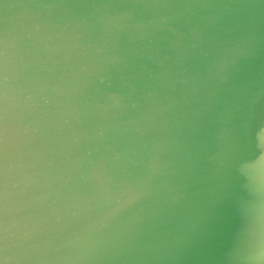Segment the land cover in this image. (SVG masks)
<instances>
[{
  "label": "water",
  "instance_id": "water-1",
  "mask_svg": "<svg viewBox=\"0 0 264 264\" xmlns=\"http://www.w3.org/2000/svg\"><path fill=\"white\" fill-rule=\"evenodd\" d=\"M264 0H0V264H264Z\"/></svg>",
  "mask_w": 264,
  "mask_h": 264
},
{
  "label": "clouds",
  "instance_id": "clouds-1",
  "mask_svg": "<svg viewBox=\"0 0 264 264\" xmlns=\"http://www.w3.org/2000/svg\"><path fill=\"white\" fill-rule=\"evenodd\" d=\"M243 251L245 255L242 258L248 261L264 258V234L250 235Z\"/></svg>",
  "mask_w": 264,
  "mask_h": 264
}]
</instances>
